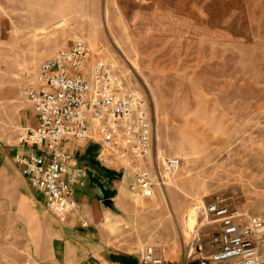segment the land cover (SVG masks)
Returning <instances> with one entry per match:
<instances>
[{"label": "rangeland", "instance_id": "1", "mask_svg": "<svg viewBox=\"0 0 264 264\" xmlns=\"http://www.w3.org/2000/svg\"><path fill=\"white\" fill-rule=\"evenodd\" d=\"M77 39L144 94L153 164L181 166L143 197L103 165L117 187L97 217L93 205L61 222L42 202H0V264H67L53 254L61 238L79 248L71 264L99 252L139 264L149 246L167 264H195L191 243L205 247L220 225L204 205L264 214V0H0L2 82L25 98L39 64Z\"/></svg>", "mask_w": 264, "mask_h": 264}, {"label": "built area", "instance_id": "2", "mask_svg": "<svg viewBox=\"0 0 264 264\" xmlns=\"http://www.w3.org/2000/svg\"><path fill=\"white\" fill-rule=\"evenodd\" d=\"M92 53L86 41L75 40L41 62L24 88L39 124L22 130L18 141L41 147L46 157L31 153L15 159L42 192L47 211L61 222L77 208L74 186H84L88 177L61 150L62 141H97L98 162L123 168L129 190L143 197H151L181 166L175 156L153 164L152 121L144 94L126 84L113 61ZM200 213L220 225L205 247L191 243L188 256L195 264H264V214L245 217L224 200L204 205ZM139 264L167 263L149 246Z\"/></svg>", "mask_w": 264, "mask_h": 264}, {"label": "crops", "instance_id": "3", "mask_svg": "<svg viewBox=\"0 0 264 264\" xmlns=\"http://www.w3.org/2000/svg\"><path fill=\"white\" fill-rule=\"evenodd\" d=\"M19 97L17 89L4 84L0 77V202L31 206L35 202H42L46 207L42 192L31 185L22 172V166L15 159L16 155L31 153L46 157V152L41 147L25 146L18 141V135L22 130L36 127L39 124L33 104L26 96L25 98ZM60 148L76 158L77 165L86 169L88 173L84 186H74L77 208L66 222L75 220L80 212L85 214L91 205L95 206L92 212L97 217L101 212L97 205L104 202L107 197L111 198L112 192L117 187L111 171L97 160L100 144L94 140L88 142L62 141ZM84 223L86 222L82 223V227L88 226V223ZM61 239L52 245L53 254L55 258L71 264L78 256L79 248ZM94 257L97 260L93 264H122L118 256L108 253L99 252L94 254Z\"/></svg>", "mask_w": 264, "mask_h": 264}, {"label": "water", "instance_id": "4", "mask_svg": "<svg viewBox=\"0 0 264 264\" xmlns=\"http://www.w3.org/2000/svg\"><path fill=\"white\" fill-rule=\"evenodd\" d=\"M106 204H109V206H112V202H111V200H105L104 201Z\"/></svg>", "mask_w": 264, "mask_h": 264}]
</instances>
